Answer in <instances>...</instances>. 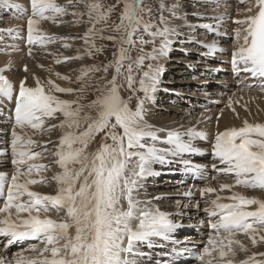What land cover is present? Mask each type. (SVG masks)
I'll return each instance as SVG.
<instances>
[{
    "label": "snow or ice",
    "instance_id": "1",
    "mask_svg": "<svg viewBox=\"0 0 264 264\" xmlns=\"http://www.w3.org/2000/svg\"><path fill=\"white\" fill-rule=\"evenodd\" d=\"M120 4L123 8L119 23L112 26L109 21ZM81 6L86 11L70 10ZM236 6V15L243 18L229 17L237 25L230 63L237 76L244 73L259 81L258 85L245 87H258L264 92V0H236ZM179 7L173 4L168 8L162 2L159 20L153 22L152 9L145 7V0H117L113 5H106L104 0H76L75 3L68 0V4L58 0H30L26 38L29 56L33 45L47 47L57 40L77 39L51 36L40 29L44 21L58 24L69 15L74 18L73 25H89L80 37L86 46L84 55L94 58V54L104 51L96 45L97 38L113 42L117 50L108 64L80 70L75 81L81 85L79 89L60 87L50 78L41 81L39 77H34V87L28 86L27 77L17 87L0 70V103L7 100L13 104L8 119L14 168L11 175L0 172V237L6 238V246L38 242L28 249L35 255L18 253L15 264H143L138 258L151 259V256L140 250L142 245L151 249L162 246L157 241L177 243L173 234L183 225L174 221L171 213L152 207L151 201H141L139 193L146 178L159 175L153 170V164L171 163L170 157L181 158L185 171L197 175L204 171L203 166L183 156L202 155L193 141L206 140V133L195 128L184 132L156 129L146 119V105L154 102L161 84V61L173 50L180 35L163 12L169 11L173 18L179 19ZM0 8L14 9L20 14L28 11L15 0H0ZM211 19L217 26L204 24L203 27L217 36L226 35L218 29L225 15ZM110 26L117 35H104ZM148 45L152 46L150 52L145 50ZM202 46L208 49V55L224 52L215 42ZM63 47L67 49L71 45L65 42ZM84 55L56 56L55 63L83 59ZM110 69L114 74L108 79ZM24 71H28L26 65ZM98 72H103V76L94 86L95 98L84 104V94L93 87L94 74ZM53 74L73 82L68 76ZM125 90L131 93L127 99L122 94ZM57 93L74 95L76 99L64 100ZM228 106L232 107L231 101ZM56 120L58 124L49 123ZM55 129L61 132L58 141L50 138ZM159 132H165V137L161 138ZM36 135H48L49 140L42 145L33 138ZM97 137V147L91 149ZM48 143L55 149L52 154L61 170L51 180L42 174L52 166L38 162L45 158V152L52 151ZM158 144L167 147H158ZM0 155L7 156V149L0 150ZM212 156L216 161L212 168L234 181L220 185V192L240 186L264 191V123L252 124L245 120L243 127L217 133ZM52 182L56 184L55 194L33 190L36 185L47 186ZM200 191L202 196L215 194L214 199L205 200L203 208L211 229L206 246L198 252L183 247L175 251L170 264H176L185 255L194 257L199 264H236L234 246L248 251L237 238L241 234L249 237L253 246L264 244V200L239 193L221 196L213 187ZM184 195L191 196V192ZM196 207L200 209L199 203ZM199 223L203 225L205 221ZM241 264H264V261H257L253 255Z\"/></svg>",
    "mask_w": 264,
    "mask_h": 264
},
{
    "label": "rangeland",
    "instance_id": "2",
    "mask_svg": "<svg viewBox=\"0 0 264 264\" xmlns=\"http://www.w3.org/2000/svg\"><path fill=\"white\" fill-rule=\"evenodd\" d=\"M58 2L61 4H68V0H58ZM75 2L76 0H73V3ZM162 2L168 8H171L173 4H178L180 6L179 10L182 11V14L179 15V17H181L179 19L173 18L169 11L163 12V15L171 22V25L179 31L180 35L176 38V42L173 44V50L168 54L166 58L161 61V63L163 64V72L160 76V80L162 82L159 86V91L155 93L154 102L148 103L146 105V119L149 118L147 119V121L150 124L153 123L152 125L155 124L154 126L155 128L157 127L156 129L172 130L174 126L169 125L170 129L162 128L160 126H157V121H160L162 119V122L167 123V120L170 118L173 119L174 116L178 119H182L181 117L183 113L185 111H188V113L185 115H188V118L186 120H178L179 123L183 121L182 123L186 125L190 121H192V119H194L193 121L195 122L192 123V128H194L196 127L198 120L203 119L201 120V122H198L200 124L199 127H203L208 123H205V120L208 119L210 123H214L220 112L230 108L228 106L230 101L232 104L231 111H233L234 107L240 109V102L236 104L234 98L235 95L239 96L238 93L240 92V89L239 87H237V91L235 87L237 86V83L239 84V86H245L248 84L246 83V81H242L243 79L238 80L234 78L233 84L228 81L231 72V58L229 54L233 50L232 38L234 36V30L237 27V25H235L233 23V20L229 19V17H232L233 19H242V16L236 15L238 11L236 0H145V7L152 9L153 22H157L159 20V17L161 15L160 4ZM104 3L106 5H113L117 3V0H104ZM24 8L28 11L23 14L17 13L14 9L0 8V59L8 60L12 57L20 56L22 59H31V63L33 64V60L35 61L39 59L38 62L40 63L45 61L43 59H45L46 56H51L48 53L54 54L53 56L68 57H75L78 54L84 55V49L86 46L84 44V41L80 39V37H83L89 25L87 23H82L79 26H75L72 24V20L74 18L69 15L63 17V22H60L58 24H53L51 21H44L43 24L45 25V30L42 28L40 29L45 33L47 32V34L48 32L51 33L48 34L51 36H71L77 37V39L68 41L57 40L55 43L48 44L47 47L33 45L32 55L29 56V45L27 44L26 38L27 18L28 16H30L31 11L30 3L27 6L25 5ZM122 8L123 4H120L115 9L109 21L110 25L114 26L115 24L119 23V15L122 11ZM239 8L242 9L243 5H240ZM70 10L80 12L86 11L83 6ZM220 14L225 15L224 23L218 25L219 31L221 33H226V35L224 36H217L213 32H210L208 29L203 27L204 24H213L214 26H217V22L211 19V17ZM197 16L206 18L198 19ZM84 19L86 21L87 17H85ZM174 20H177L179 22L174 23ZM49 24L54 25L55 29L51 28ZM9 29H13L14 31L10 33L8 31ZM104 35H117V33H115L110 26L108 30L104 32ZM145 39H148V37L145 36ZM65 42L69 43L71 47L67 49L64 48L63 44ZM212 42L217 43L219 47L224 49V52H217L215 55H208V49L203 47L202 45L210 44ZM96 45L98 47H103L104 51L102 53L94 54V58H89L87 55H84L83 59H73L66 63H48V67L55 68V70L60 73L61 76H68L73 81L72 83H69V86L62 85L55 81L60 87L79 89L81 85L79 83H76L75 81L80 75V70L82 68L91 66H103L112 61L113 53L117 50V45L111 41L101 40L99 38L96 39ZM151 47V45H148L145 50L150 52ZM77 49L80 50L79 53L77 52ZM135 55L136 52L134 51L133 56ZM147 63L148 62L146 61V64ZM11 65H15L14 62H11ZM12 67L14 66L9 65L8 67L0 68V70H4L3 74L6 75L8 70L5 69H9ZM38 68L39 70L43 69V71H47L46 69L44 70V68H41L39 66ZM13 70L18 71L19 73H24V68L20 69V66H17V68ZM113 74L114 70L110 69L107 78L111 79ZM101 76H103V72L94 74V79L92 81L93 87H90L84 94L86 98L83 99L82 103L88 104L92 99L95 98L94 86L95 84L101 82ZM24 78L25 77H23V75L21 77L17 76V80L15 82H12L18 87L20 81ZM185 80H188L189 82L191 81L190 85L181 83ZM27 81L29 80L27 79ZM176 82L178 83L176 84ZM27 84L28 86H30L28 82ZM258 84L259 81L255 80L251 85ZM172 87H176L179 89L175 93L174 91H171ZM256 88L258 87H253V89ZM234 90H236V92L238 93L234 92L233 95L232 93ZM219 93H221V95ZM122 94L125 99H127L128 96L131 95V93L126 90L123 91ZM57 95L64 100L76 99V96L74 95L70 96L60 93H57ZM138 95L143 96V93H138ZM194 97L198 98V101H196ZM135 104L136 100L135 98H133V108L135 107ZM12 108L13 104L7 100H4L3 103H0V150L7 149L8 152L7 156L0 155V172L8 173L9 175H11L14 171L13 165L11 163L10 150L11 121L8 119V117L12 114L10 111ZM151 119L153 122H151ZM49 123L58 124L59 121H50ZM218 127L219 123L216 120L214 127L215 134H212L211 131L209 132V130L204 131V133L207 134L206 140L196 139L193 141L194 145L202 150V155L184 154L183 156V159L191 160L193 164L203 166L204 171L201 174L197 175L192 172L183 170L179 172V169L184 168V165L180 164L178 165V167L172 168L173 175L170 176V179L173 182L167 183L168 181L167 178L165 179V176L168 175V173L165 174L164 171H162V164L156 163L155 165L153 164V170L159 173V175H157L154 179L153 176H150L143 181V187L140 190L139 199L141 201H151L152 207H161L159 209L163 211H167L165 210V208H172L175 213L174 219L172 216L171 218L177 223L183 225V227L177 229H181V231H176L173 234V239L176 240L177 243L172 244L171 242L163 241V247L170 248L173 245H175V249H179L180 247H187L184 246L186 243H183L181 240L184 239L183 235L188 234L197 235L201 242L197 245L200 247V249L206 246V242L208 236L211 233V229L208 224L209 218L203 212V208L205 207V200L214 199L215 194L202 196L200 190L204 187L216 188L219 194H223V196L233 195L237 189L244 190V196L248 198H253L254 196L258 198L259 194L264 195V191L261 192V190L259 189L253 190L244 188L242 186L234 187L232 191H219L220 185L226 183L233 184L234 181L231 176H225L221 173L216 172L212 168L213 163H216L212 156V144L214 142L215 135L221 131L217 129ZM180 130L181 129H179V131ZM182 130L186 131V129ZM29 131L31 133V130ZM165 134V132H159L161 138H164ZM60 136L61 132L59 129L53 130L50 134V138L52 141H58ZM33 138L37 141L40 140L39 142L42 145L47 143L49 140L48 135H37ZM98 142L99 137H97V143L91 145V149H95ZM47 146L49 149H52V151L45 152V158L39 160L38 162L52 166L50 171L42 174L44 176L46 175L45 177L47 179L51 180L53 174L58 173L61 170L56 165L55 158L52 154V152L55 150L53 148V145L51 143H48ZM157 146L167 147V145L163 144H158ZM169 159L172 161L171 163H168L169 166H173L174 163L181 162V158L170 157ZM55 189V182H52L47 186L36 185L33 188V190L44 194H55ZM189 191L191 192V196H185L184 193ZM155 197H160V199H155ZM197 203H199L200 205L199 210L196 207ZM200 220H204L205 223L201 225L199 223ZM237 238L245 245L248 251H241L239 250L238 246H234L236 247L237 251V255L235 257V259H237L236 264H241L242 261L249 259V257H252L255 253H257L255 255L260 256V259L264 258V256L260 255V253H264V244H258L253 247L249 237L241 234ZM186 240H188V237L186 238ZM191 242V244H196V242L194 243V241ZM157 243H159V241H157ZM33 244H38V242L28 241V243L26 245L24 244L23 246L22 243L19 242L18 245L14 243L12 245L6 246V238L0 237V249L6 251L11 246V248H13V250L10 252L11 255L21 252H23L24 254H29L30 252L28 251V249ZM140 250L149 253L151 256V259H149L147 256L138 258L143 261V264H161L164 255L168 253V251L164 250V252L159 255L160 261L157 263L155 258L156 253L154 252L161 251L160 248L155 247L149 250L148 248H143L142 245L140 247ZM172 258H170V260H172ZM11 261L15 262V259L11 258ZM166 261L169 260H165V262Z\"/></svg>",
    "mask_w": 264,
    "mask_h": 264
},
{
    "label": "bare ground",
    "instance_id": "3",
    "mask_svg": "<svg viewBox=\"0 0 264 264\" xmlns=\"http://www.w3.org/2000/svg\"><path fill=\"white\" fill-rule=\"evenodd\" d=\"M15 2L24 7L25 5L27 6L30 3V0H15ZM181 14H182V11L179 10L177 12V16H179ZM178 22L179 21L174 20V23H178ZM50 27L55 29V26L54 25H50ZM40 28H42V29L45 30V25L43 24V22L40 25ZM53 31H56V30H53ZM48 34H51V33L48 32ZM203 54H204V52H203ZM55 59H56V56H53V55L46 56L45 59H43V60H45V61H43L44 63L43 62L42 63L38 62V60H39L38 59V60H35V61L33 60V64H32L31 63V59H28V60H27V58L22 59L20 56H17V57H12V58H10L8 60L7 59H0V68H2V67H8L10 65V66H14L15 68H17V66H20V69H21V68H25V65H26L27 66V69H28L27 72L24 71V73H19L18 71H14L13 69H15V68L12 67V68H9L8 69L7 74L5 76L9 80L15 82L17 80V76L18 77H21L23 75V77H27V79L29 80L27 82L29 83L30 86L32 85L33 87L35 86L34 77H39L41 79V81H45V80H47V79L50 78L53 81H56V82H58V83H60L62 85L69 86V82L64 81V80H61V79H58L57 76L53 74V73H58L55 70V68L48 67V63H55ZM11 62H14L15 65H11ZM39 65H43L44 70L46 69L47 71H43V69L42 70H39V68H38ZM230 68H231V72H230V78L228 79V81H230L231 84L234 83V80H233L234 78H236L238 80L239 79H241V80L243 79L242 81H246L247 84H252L253 83V80H252L251 77H248L244 73H241L240 76H237L234 73L233 69H232V65H231ZM49 69H51L52 71L51 72L48 71ZM167 69H169V68H167ZM231 79H232L233 82L231 81ZM177 83L178 82H176V84ZM181 83L182 84L190 85L191 81L189 82L188 80H185V81H183ZM235 86H233V87H235ZM237 87H239L240 92L238 93V92H236V90H234L232 94L234 95V92L238 93L239 96H236L235 95L234 98H235L236 104H238L240 102L241 108L238 109L237 107H234L233 108L234 111H231V108H232L231 107V108L225 109L224 111H222V112L219 113V115H218L219 119H216V120L219 123V127L217 129L218 130H221L220 132H223L226 129H230V128H233V127H236V128L243 127V123H244L245 120H247L249 123H252V124H254V123H264V92H261L259 90V88H256V89L251 88L250 89V88H247L245 86H239L238 83H237V86L235 87V89H237ZM166 89H167V87H166ZM178 89L179 88L172 87V90L171 91H174L176 93V91ZM237 91H238V89H237ZM193 94H195V93H193ZM219 94L221 95V93H219ZM194 98H195L196 101H198L197 100L198 98H196V97H194ZM187 113H188V111H185L183 113V115H182L181 118L184 119V120H186L188 118V115L185 116ZM184 116H185V118H184ZM147 119H149V118H147ZM182 119H180V118L178 119V118H176L174 116L173 119L172 118L168 119L167 120V123L166 122L165 123L162 122L161 121L162 119H161L160 121H157V123H158L157 126H160L162 128H166V129H170L169 128V125H170V126H174L172 129H176V130L181 129L180 130L181 132L185 131V130H182V129H186L187 130L189 128H192V126H193L192 123L195 122V121H193L194 119L191 118L192 121H190L189 123L187 122L188 124H186V125H184V123H182L183 121L180 122L182 124L179 123L178 120H182ZM201 120H203V119H199L198 122H201ZM215 121H214V123H210L209 120L207 119V120H205V123H207V122L208 123L205 126H203V127H199L200 124L197 122V125L194 128H196L197 131H201V132H204V131H208L209 130V132L211 131V133L213 134L214 133V127H215ZM151 122H153L152 119H151ZM180 164H182V163L181 162H177V163H174L173 166H169L168 163L167 164H162V166H163V167H161L162 171H164L165 174L168 173V175L165 176V179L167 178V181H168L167 183H169V182L172 183L173 182L170 179V176L173 175L172 168L178 167V165H180ZM179 170H180L179 172H181L182 170L185 171V168L179 169ZM156 176L157 175H154L153 176V179ZM153 181H155V180H153ZM234 193H239V194L244 195L245 191L244 190L237 189ZM221 196H223V194ZM254 198H256V196H254ZM257 199L264 200V195L263 194H259V196H258ZM159 208H161V207H159ZM165 210H167L165 212L171 213L172 214V217L174 219V213H175V211L172 210V208H165ZM161 211H163V210H161ZM177 231L179 232V231H181V229H179ZM183 236H184V239L181 240L183 243H186L188 241H194V243L196 242V244H187V245L185 244L186 246H191L192 248H195L197 251L200 250V247L197 246V245L200 244L201 242H200V240H199V238L197 237L196 234H188V235H183ZM187 237H188V240H186ZM20 243H22V246H23L24 244L26 245L28 243V241H24V242H20ZM18 244H19V242H16V245H18ZM158 244L163 245L164 242L163 241H159ZM253 247H255V246H253ZM143 248H147V247L143 246ZM158 248H160L161 251L154 252V253H156V257L155 258H156L157 263L160 261L159 255L161 253H163L164 250L168 251V253H166L164 255V257H163L162 263H164V264H170V262L172 261V260H170V258H172L174 256L175 251H179L181 249V247L179 249H175V245H173L170 248L163 247V246H160ZM151 249H153V248H151ZM173 249H174V251H173ZM12 250H13V248H11V246L6 251H3V249H0V261H3L4 264L5 263H7V264H15L14 261H11V258L12 259H15L16 256H17V254L15 253L14 255H11L10 252ZM255 254H257V253H255ZM25 255H35V253H29V254H26L25 253ZM255 259L257 261H264V258L263 259H260V256L259 255H255ZM165 260H169V261H166L165 262ZM235 261L237 262V259H235ZM176 264H199V262L198 261H195V260L189 261L188 258H186V256H183V257H181L180 259L177 260Z\"/></svg>",
    "mask_w": 264,
    "mask_h": 264
}]
</instances>
